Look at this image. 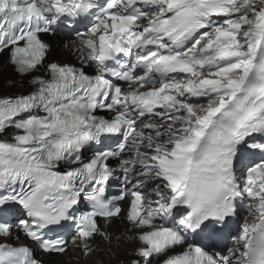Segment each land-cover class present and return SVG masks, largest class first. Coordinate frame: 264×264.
<instances>
[{
  "label": "snow or ice",
  "instance_id": "6c2138e0",
  "mask_svg": "<svg viewBox=\"0 0 264 264\" xmlns=\"http://www.w3.org/2000/svg\"><path fill=\"white\" fill-rule=\"evenodd\" d=\"M42 255L264 264V0H0V264Z\"/></svg>",
  "mask_w": 264,
  "mask_h": 264
},
{
  "label": "bare ground",
  "instance_id": "6f19581e",
  "mask_svg": "<svg viewBox=\"0 0 264 264\" xmlns=\"http://www.w3.org/2000/svg\"><path fill=\"white\" fill-rule=\"evenodd\" d=\"M54 45H55V41H54ZM53 56L55 57V58H58V59H63L64 57L60 54V52L59 51H57V50H55L54 49V52H53ZM75 254L74 253H69V256H74ZM65 259H67V258H65ZM43 260L45 261V264H52V261H54V259H52V258H48V257H45V258H43Z\"/></svg>",
  "mask_w": 264,
  "mask_h": 264
}]
</instances>
